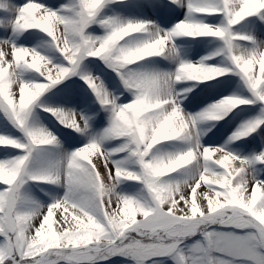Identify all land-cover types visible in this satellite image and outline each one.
<instances>
[{
  "label": "snow or ice",
  "instance_id": "snow-or-ice-1",
  "mask_svg": "<svg viewBox=\"0 0 264 264\" xmlns=\"http://www.w3.org/2000/svg\"><path fill=\"white\" fill-rule=\"evenodd\" d=\"M0 264H264V0H0Z\"/></svg>",
  "mask_w": 264,
  "mask_h": 264
}]
</instances>
